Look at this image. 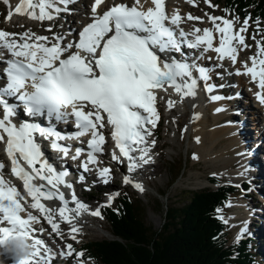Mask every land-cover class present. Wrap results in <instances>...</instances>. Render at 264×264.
Returning <instances> with one entry per match:
<instances>
[{
    "label": "snow or ice",
    "instance_id": "snow-or-ice-1",
    "mask_svg": "<svg viewBox=\"0 0 264 264\" xmlns=\"http://www.w3.org/2000/svg\"><path fill=\"white\" fill-rule=\"evenodd\" d=\"M4 2L9 3V0ZM73 2L20 0L14 10L10 6L6 19L10 20L13 14H26L41 22L51 21L61 12L69 11L67 5ZM103 3L104 0H94L92 22L79 31L78 41L64 43L63 35H55V42H50L49 37L36 35L30 30L23 33L0 30V48L7 49L12 57L6 61L7 67L3 69V77H0L7 81L0 87V108L4 112L0 118V142L6 139L11 171L23 181V187L33 201L31 207L44 214V219L56 235H60V225L54 222L53 210L46 207L42 199L57 198L61 201L63 206L58 209L59 217L68 222L75 219L70 213L79 215L87 205L78 200L73 185L67 183L69 173L58 171L44 158L37 136L48 140L52 150L67 157L71 146L62 145L60 141L90 135L87 159L81 164L84 172H88L90 164L98 163L97 154L103 152L106 141L101 129L107 124L111 126V138L121 154L117 155L113 149L112 160L122 163L121 157L126 158L128 172L132 173L143 164L152 162L149 153L155 141L149 144L148 137L152 134L149 125L154 128L160 119L156 108L157 90L166 92L171 87L180 94L182 101L197 94L201 81L208 93L216 88V85L208 83L211 78L208 68L198 65L195 60L189 63L174 56L164 55L162 58V54L181 52L182 45L192 49L202 47L205 52L215 51L218 59H229L235 64L238 50L248 47L242 33L247 32L250 17L234 31L233 20L210 16L213 29L195 28L186 33L180 28L181 15L166 12L165 0H152L154 7L147 10L143 9L140 0H135L132 6L115 4L99 14L97 9ZM187 19L201 18L188 14ZM214 31L220 34L219 45L215 47ZM188 36L195 39L188 40ZM252 39L255 41V35ZM256 43L259 50L257 56L251 57L252 66L244 62V71L238 69L236 74H250L254 82L258 80L261 91L257 93V98L264 104V46H260V41ZM73 48L75 51H72ZM10 98H14L13 103H9ZM210 99L215 101L222 97L210 96ZM174 104L171 99L167 102L169 109ZM20 105L27 116L42 117L46 125L35 120H24L18 125L14 123L12 117L17 114ZM69 116L74 117L77 129L71 136L62 134L52 123L67 122ZM197 118L198 115L194 114L193 119ZM137 151L139 156L132 155ZM83 153V148H76L72 159H78ZM3 168L0 162V239L18 231L26 234L33 242L34 251L31 256L19 259V264H51L56 254L52 248L45 246L43 239L34 235L36 229L33 225L40 218L31 212L26 218L21 215L25 211L21 203L24 198L20 197L15 186H10L3 179ZM97 171L104 183L110 181L111 169L105 167ZM79 179L83 181L84 175L81 174ZM36 180L42 182L37 184ZM124 183H133L130 175L124 177ZM61 185L72 189L71 201L60 191ZM134 187L144 191L143 185L138 182L134 183ZM118 195V192L110 195L109 205ZM71 202H75L74 208L69 207ZM91 214L100 216L101 211L98 208ZM5 222L8 226H2ZM77 232L78 227L71 229L73 240H76ZM244 232H247L246 227L242 229V234ZM67 248L71 255L72 245L68 244ZM60 255L63 256L64 252ZM82 255V252L77 253V257Z\"/></svg>",
    "mask_w": 264,
    "mask_h": 264
},
{
    "label": "trees",
    "instance_id": "trees-1",
    "mask_svg": "<svg viewBox=\"0 0 264 264\" xmlns=\"http://www.w3.org/2000/svg\"><path fill=\"white\" fill-rule=\"evenodd\" d=\"M223 2L242 15L264 18V0ZM190 162L188 155L175 166L172 184ZM236 191L223 184L194 191L188 203L168 208L160 229L146 222L141 200L122 192L105 213L114 238L88 240L83 248L100 264H253L245 241L231 243L219 212Z\"/></svg>",
    "mask_w": 264,
    "mask_h": 264
},
{
    "label": "rangeland",
    "instance_id": "rangeland-1",
    "mask_svg": "<svg viewBox=\"0 0 264 264\" xmlns=\"http://www.w3.org/2000/svg\"><path fill=\"white\" fill-rule=\"evenodd\" d=\"M217 1L219 3V9H217L215 11L225 13L223 6L221 5L222 4L221 0H217ZM83 3H84V1H83ZM83 3L78 2L77 5L76 4L75 5L78 6V5H81ZM172 3H173V1L171 0V2H170L171 7H172V5H171ZM199 3H200L199 8H192L190 6L189 2L186 1L184 3V6L181 7V9L183 8L182 11L183 10H185V11L190 10V11L202 12L207 7H206L203 0L199 1ZM85 4H86L87 8H89V4H90L89 0H85ZM187 8H188V10H187ZM7 10H8V4L5 3L4 0H0V13L2 11V14H3ZM75 15L76 14L70 15V16H68V18L69 19L71 18L73 20ZM4 20L5 19H4V15H3V17H1V21L6 23L7 21L6 20L4 21ZM26 20H30V18H26ZM63 21H65V19L61 18V22H63ZM237 21H238V29H239L242 26L244 20L237 18ZM31 22L33 23V25H32L33 27L31 26L32 29L33 28L37 29L39 27L40 21L38 22V20L31 19ZM78 22L79 21H77V24H78ZM250 25H251V20L249 19V26H248V28H249L248 29L249 43H248V47L251 46V50H249L248 53L244 54L247 57H250L251 54L256 52L257 46H258L256 41H260V43L264 46V31H262L264 28V23L258 24L255 27H251ZM17 26L19 28H21L23 26V21L19 22L17 24ZM46 26L49 27L50 25L47 24ZM61 27H62V25H61ZM259 29H261V31H259ZM253 35H255V38H256L255 41L252 39ZM261 35H262V37H261ZM252 57H254V56H252ZM243 59L244 58H242L241 60H243ZM225 66H226V68H225ZM222 67L226 71L229 70L227 72V76H230V73L232 74L229 63L226 62V65H222ZM219 75L221 77L223 76L222 73H219ZM223 80H225V79H222L221 82ZM247 87L249 88V93H247L243 90L241 91V93L243 94V96H246V95L248 97L253 96L252 90H250V86L247 85ZM247 87H245V89H247ZM251 87H252V85H251ZM228 94L230 95L232 93H228ZM242 98L243 97L239 96L237 98V103H239ZM234 106L235 105L231 101V107L230 108H232L233 111L235 110ZM251 108H252V105H251ZM177 111L180 112L181 109H177ZM165 115L166 116L164 118L163 126L161 127L160 132H159V135L161 138L159 141V146H161L162 143H164V146L156 151V154H158L157 156H159L160 160H159L158 164L154 165L151 168H147V172H146L147 175H146V181L145 182H146V185H148V190L143 194H139L130 185H123L122 181H120L118 179H116V181H114V183H112V185H111V187L115 191H119V190L123 189L124 187H128L129 190L136 197H138L139 200H141V202L144 206V209H145V220L148 224L152 225L155 229H160L162 227V225L164 224L168 208H171L173 206H182V205L188 203L190 201V198H191L194 191L209 187L210 185H209L208 178L210 176H216L222 182L233 181L230 179L235 177V174H234L235 170H236L237 166H239V163H236L235 165H233V167H232V165L228 166L227 161H226V157L221 156L217 152V150H220L221 149L220 147L223 146L224 137H221V139L218 142V143H221L219 145V148L215 147V149L212 153V157L214 160L213 159L205 160V159H200V158H194V157H196V151H195V147H193L192 143L190 142L191 138H190V132L188 130V124H189L188 119L183 118L182 115L180 113H177V112L173 113V116H171V117L167 116L166 113H165ZM234 116H235V118L237 117L235 112H234ZM248 118L250 119L251 116H249ZM262 119L264 120V116L262 117ZM224 123H226V121ZM254 137H257L256 133L254 134ZM226 144H228V143H226ZM188 152L192 156V161L188 164L189 166L187 165L184 174L182 176H180V178L175 183L172 184L171 181H172V177L174 175V171L176 172L175 166L176 165L179 166L181 160L187 157ZM197 159L199 161H197ZM222 160L224 161L223 163H222ZM156 167L157 168L159 167L157 172L154 171V169H153ZM118 169H119V167H118ZM242 178L247 179L250 182V184L253 185V191L255 193L251 190L250 196L245 197L247 200H249L247 202L249 208H246L244 206V199H243L241 206H239V205L236 206V207H238L236 211H240L241 216H243V218H244L249 213V212L247 213L248 209H250V207L253 206L254 212L258 211V214L260 215L259 218L262 219V217H264V216H262V213L264 212V210L261 207L255 206L256 202H260V200H261L260 195L256 192L255 181L253 179H250L247 177H242ZM235 179H237V178H235ZM211 186L216 187L217 185L213 184ZM94 192L97 193V190L95 188H94ZM238 199H240L239 196L236 197L234 200L237 201ZM240 200H242V199H240ZM262 201L264 203L263 199H262ZM260 203L262 205V202H260ZM230 204L232 206V202L229 203V205ZM237 204H239V202H237ZM261 205L259 204V206H261ZM227 210H228V207H226V210L224 211V213H225V215L228 216L232 212L228 213ZM235 212L232 215H235L237 217ZM232 221L233 220H231V218H230L229 223H228V230L230 231V237H231L232 242L237 241L238 239H240L243 236L242 229L245 227L247 228V225H249V227H251L253 224L257 225L258 223H260V222H255L253 220V218H251L250 220L249 219L245 220L244 221L245 224L243 226H242V223L240 221L234 222V224L236 225V226H234ZM262 221H264V218H263V220H261V226L263 223V229H264V222H262ZM79 226H80L79 232L82 233V236H80V238H78L76 240H72L70 237L71 236V229L64 228V227L59 229V231H60V234L64 233L63 236L66 238V240L63 241L61 239V237L59 238V235L57 237H55L54 239H52L53 243L54 242L56 243L55 246H57L58 264H64V263L65 264H67V263L68 264H99V261L94 260V259H91L88 262H83V261L79 260V258H81V256L77 257L75 260V263H73L71 260H68L69 256H66L65 259L61 258L60 253L62 250L63 252L68 254V249H66L67 244L75 243L76 246H79L80 241L83 240L85 237H88V239H111V238H114V235L111 232L110 224L106 221L105 218L96 219L94 221H87L83 225L79 224ZM241 226H242V228H241ZM238 231H239V234L237 235ZM254 239L256 240V243L258 242L260 244V246H261L260 250L261 251H256V244L254 243L253 240H251V241L247 240L246 241L247 242V248L249 249V253L252 254L254 264H264V262H262V261H264V257L263 258L260 257L261 253L264 255V239L263 240L257 239V238H254ZM58 240L60 241V244H59V242H57ZM60 248H62V249H60ZM257 252H259L258 255H257ZM1 261H3V258L0 256V264H1ZM62 262H64V263H62ZM2 264H6V263L3 262Z\"/></svg>",
    "mask_w": 264,
    "mask_h": 264
},
{
    "label": "bare ground",
    "instance_id": "bare-ground-1",
    "mask_svg": "<svg viewBox=\"0 0 264 264\" xmlns=\"http://www.w3.org/2000/svg\"><path fill=\"white\" fill-rule=\"evenodd\" d=\"M17 1L18 0H9V3H7L8 4V11H10V6H11V9L14 10L15 6L17 5ZM83 1H84V3L81 4L82 6L80 7L78 14L76 16H74L73 21L71 19L68 20V24H69L72 32L76 28L77 21L81 20L82 18H87L88 20L93 18L90 10L87 8V6L85 4V0H83ZM142 3H143V1L140 0L141 5H142ZM184 3H185V0H179V3H175V1H174V3L171 4L172 5V8H171L172 11L174 13L178 12L180 14L181 7L184 6ZM188 8H187V10H188ZM188 14L189 13H187V16H188ZM16 17H18V14H13V16L11 17L10 20H14ZM31 23L32 22H30V24ZM245 43H247V42H245ZM249 50H251L250 47H247V48L241 47V49L238 50V56H242L243 54L247 53ZM211 51L212 50L209 51L210 58H211L209 60L213 62L214 66L216 64L226 65V63H223L224 61H220L217 58V55ZM226 60H229V59H226ZM0 62H1V59H0ZM239 64L240 63H238V62H236L235 64L232 63V65L234 66L233 70L240 68L241 65H239ZM198 65L202 66L203 60L200 59ZM225 68H226V66H225ZM224 72H226V71L224 70ZM220 73L223 74V72L221 70H220ZM210 74L211 73H209V75ZM233 78H235V75L234 76L230 75L228 80L225 79L223 81H227V83H228L230 80H233ZM238 81L240 84L241 83H244L247 85L252 84V81L249 78V76H247L245 74L238 76ZM202 83H203V81L200 82L199 87L197 89V94L195 96L186 97L182 101H181L180 94L176 93L172 89L167 91V93H168L167 99H171V100L175 101L178 109H181L180 113H182L181 114L182 117L187 118L189 121L188 122L189 123L188 124V130L190 132V138L192 140V141L190 140V142L192 143V146L195 147L196 158L205 159V160L213 159L212 153H213L215 147L219 148V145L221 143H218V142L221 139V137H224L223 146L220 147L221 149L217 150V152L221 156L226 157V161H227L228 166L232 165V167H233V165H235L236 163H239L240 167L237 166L235 173H234L235 177L237 176V179H239L238 177H247V178L253 179L255 181L256 192L258 194L261 193L263 195V193H264V127H262L263 123H261V124L258 123V121L255 119V117L251 116L250 119L248 118L250 116L249 115L250 114V108L245 106V103L247 101H245V103H243V101H242V103H241V101L239 103H237V98L239 96L240 97L243 96V94L241 93V90H240V86L237 88V91H239V92L232 93L231 97H228L229 94L226 92L227 89H224V88H221L220 86H217L218 88H221L220 94H215L212 92V95L213 96H220V97H222V99L213 101V100H207V98H209V97L205 98L203 93L199 90ZM250 90H252V89H250ZM228 98L232 99V103L235 105L234 106L235 110L233 111V109L230 108L229 110L224 109L223 111H217V109H219L221 107L229 108V105L227 103H231V102H229ZM254 105L259 108L258 113L261 114V117H262L264 115V104H262L259 101L257 96H256V101H255ZM175 112H177L176 109L173 111V113H175ZM234 112L237 115L236 118L234 116ZM194 114L198 115L197 119H193ZM225 121H226V123H224ZM255 133L257 134V137H254ZM197 138H198V140H197ZM226 143H228V144H226ZM197 161H199V160L197 159ZM223 162L224 161L222 160V163ZM158 168L156 167L153 169H154V171L157 172ZM56 169L58 171L63 170L58 166H56ZM69 171H74V169H70ZM144 171L147 172V169L143 170V173H142L143 176L145 175ZM235 177L231 178L230 180L237 181V179L235 180ZM132 181H133V183H132L133 188L136 189L139 194H143L148 190V185L142 183L140 179H138V178L134 179L133 178ZM71 182L75 186V189L77 191H80L79 186L76 183V181L71 180ZM136 182L143 185L144 191H140L136 187H134V183H136ZM253 209H254V207L251 206L249 215H246V217H244V218H243V216H241L240 211L235 212L238 218L235 215H232L231 218H232L233 222L240 221L242 223V226L245 224L244 223L245 220H247V219L250 220L251 218H253V220L255 222H260L257 225L253 224L250 228H252L255 231V234L253 236L254 238L263 240L264 239L263 223L261 226V219H259L260 215L258 214V211L254 212ZM262 216H264V212L262 213ZM242 226H241V228H242ZM248 228H249V225H247V229ZM238 234H239V231L237 232V235ZM253 237L252 238L250 237V238L256 244V251H261L260 250V248H261L260 244L258 242L256 243V240ZM61 239L63 241L66 240V238L64 236H61ZM57 242H59V244H60L59 240ZM54 244H56V243L54 242ZM60 249H62V248H60ZM260 257L263 258L264 255L261 253ZM62 263H64V262H62Z\"/></svg>",
    "mask_w": 264,
    "mask_h": 264
},
{
    "label": "clouds",
    "instance_id": "clouds-1",
    "mask_svg": "<svg viewBox=\"0 0 264 264\" xmlns=\"http://www.w3.org/2000/svg\"><path fill=\"white\" fill-rule=\"evenodd\" d=\"M33 242L30 237L21 232H14L10 237L0 239V254L23 259L32 255Z\"/></svg>",
    "mask_w": 264,
    "mask_h": 264
}]
</instances>
